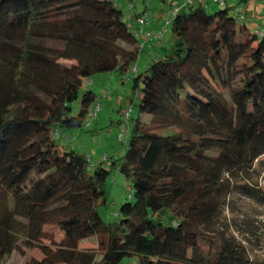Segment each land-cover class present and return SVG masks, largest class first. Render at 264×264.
I'll use <instances>...</instances> for the list:
<instances>
[{
	"label": "trees",
	"instance_id": "trees-1",
	"mask_svg": "<svg viewBox=\"0 0 264 264\" xmlns=\"http://www.w3.org/2000/svg\"><path fill=\"white\" fill-rule=\"evenodd\" d=\"M250 1L176 7L107 169L57 136L84 125L88 79L137 61L134 16L116 0H0V264L32 250L25 264H264L222 221L232 197L264 207V18ZM112 167L132 194L105 223Z\"/></svg>",
	"mask_w": 264,
	"mask_h": 264
},
{
	"label": "rangeland",
	"instance_id": "rangeland-1",
	"mask_svg": "<svg viewBox=\"0 0 264 264\" xmlns=\"http://www.w3.org/2000/svg\"><path fill=\"white\" fill-rule=\"evenodd\" d=\"M175 1L176 6L173 5ZM143 4L148 6L146 11H143ZM118 5L125 11L128 24H130L129 14L134 7L136 11L140 12L137 16L146 14L148 18L146 24L142 26L141 34H137L141 46L138 59L125 74L113 71L97 74L88 79L86 89L94 92L97 97L91 105L84 125L78 129H67L57 136V143L60 147H67L86 155L89 158V167L101 163L103 167L110 169L112 161L122 156L124 142L127 140L129 131L137 117L140 94L133 87L135 74L143 72L155 57L151 46L149 47L145 43L146 41H154L152 45H155L159 40L163 41L166 49L171 47L170 22L173 11L177 6L182 5V0H174L171 4L164 3L162 0H132L129 3L119 0ZM247 7L254 9L253 14H260L264 17V0H252ZM205 8L208 13L218 9L217 6L210 3ZM155 13L161 16L160 27L156 31H151L148 25L152 23L151 18L153 19ZM248 25L251 29L256 26L253 22L248 23ZM148 33L151 35L150 40L141 39L142 37L145 38ZM156 52L162 53L163 51ZM78 109L79 99L72 104V114H76ZM261 159L264 160V157ZM106 191V201L99 205L98 211L105 223H111L115 219V212L119 206L129 201L132 185L112 167L110 176L106 181ZM228 200L230 206L224 210L223 223H227L233 228H240L242 235L235 232L238 239L250 241L254 254L260 261L264 262V207H258L242 196H235ZM44 244H48V242L45 241ZM92 246V241L84 242L81 245L82 248ZM32 257L39 258L40 253L37 250H32L27 253L26 258L13 254L5 264H25Z\"/></svg>",
	"mask_w": 264,
	"mask_h": 264
},
{
	"label": "crops",
	"instance_id": "crops-1",
	"mask_svg": "<svg viewBox=\"0 0 264 264\" xmlns=\"http://www.w3.org/2000/svg\"><path fill=\"white\" fill-rule=\"evenodd\" d=\"M117 2L119 1V0H116ZM128 2H130V1H132V0H127ZM144 1V0H143ZM123 2L124 3H126V0H123ZM232 4H233V2H232ZM249 4H250V2H249ZM248 4V5H249ZM144 5V7H143V11H146V9L148 8V6H146V4H143ZM173 5L174 6H176V2L175 3H173ZM177 7H179V6H177ZM248 8V7H247ZM136 8L134 7V9L131 11V13L129 14V18L131 17V16H134V18H133V22L131 23V25L132 26H134L135 25V21H136V19H135V17H136V15H138V13H140L138 10L136 11L135 10ZM249 9V8H248ZM249 10H251L252 12L254 11V9H249ZM160 15H157V13H155L154 15H153V19L151 18V24H149L148 26V28L151 30V31H156V29H158V27H160L159 25H160ZM260 18H264V17H262V16H260ZM156 19H158V20H156ZM158 21V22H157ZM146 24V23H145ZM141 39H145V38H141ZM145 40H147V39H145ZM154 43V41H146V45H148L150 48H151V50L152 51H154V54L156 55V54H159L158 52H156V51H165V50H167L165 47H164V45H163V41H159L158 40V42H156L155 43V45H152ZM145 45V46H146ZM162 52V53H163Z\"/></svg>",
	"mask_w": 264,
	"mask_h": 264
},
{
	"label": "built area",
	"instance_id": "built-area-1",
	"mask_svg": "<svg viewBox=\"0 0 264 264\" xmlns=\"http://www.w3.org/2000/svg\"><path fill=\"white\" fill-rule=\"evenodd\" d=\"M172 0H168L167 2H168V4H170V2H171ZM183 1V3H194V2H200V1H202V0H182ZM210 1V3L211 4H213V5H220V6H224V5H227L229 2H232V1H234V0H209ZM177 9L178 8H176L174 11H173V14L177 11ZM147 16H146V14L145 15H140V16H138L137 17V19H136V21H135V23H136V25H137V27H138V29L137 30H135V34H136V36H137V34H141V32H142V26L143 25H145V23L147 22ZM151 35L148 33V34H146V36H145V39H148V40H150L151 38ZM87 84V81L85 82V85Z\"/></svg>",
	"mask_w": 264,
	"mask_h": 264
}]
</instances>
